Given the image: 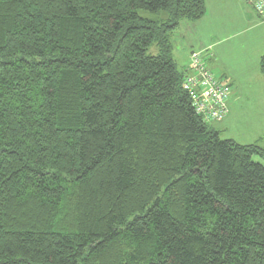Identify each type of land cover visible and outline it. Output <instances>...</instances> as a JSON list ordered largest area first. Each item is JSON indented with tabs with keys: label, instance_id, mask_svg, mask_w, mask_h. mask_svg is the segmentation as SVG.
Masks as SVG:
<instances>
[{
	"label": "trees",
	"instance_id": "obj_1",
	"mask_svg": "<svg viewBox=\"0 0 264 264\" xmlns=\"http://www.w3.org/2000/svg\"><path fill=\"white\" fill-rule=\"evenodd\" d=\"M205 13L0 0V264H264V147L222 139L173 56Z\"/></svg>",
	"mask_w": 264,
	"mask_h": 264
},
{
	"label": "rangeland",
	"instance_id": "obj_2",
	"mask_svg": "<svg viewBox=\"0 0 264 264\" xmlns=\"http://www.w3.org/2000/svg\"><path fill=\"white\" fill-rule=\"evenodd\" d=\"M140 15L154 20L158 17L147 11H140ZM220 23H223L222 18L210 11V16L203 24L207 31L203 32L201 25L199 26L200 38H203L207 45L214 43L212 47L205 49L192 43L195 42L197 34L186 35L182 29H178L180 35L173 39L176 63L180 70H185L190 65L191 53L198 52L217 78L222 79L224 74L235 76L236 81L232 80L234 83L227 85L231 95L229 114L224 120L211 124L220 131L222 139L232 138L242 144L260 139V145L264 146V73L260 65L258 32L239 27L233 36L222 38L212 31V28H218ZM231 44L236 46V49L234 53L229 54L227 48ZM148 53L157 55V46L152 45ZM254 159L261 161L260 157Z\"/></svg>",
	"mask_w": 264,
	"mask_h": 264
},
{
	"label": "crops",
	"instance_id": "obj_3",
	"mask_svg": "<svg viewBox=\"0 0 264 264\" xmlns=\"http://www.w3.org/2000/svg\"><path fill=\"white\" fill-rule=\"evenodd\" d=\"M205 3H206V13L200 20L193 22L183 21L178 29H182L183 33H185L186 35L197 34V36H195L196 37L194 40L195 42L192 43L199 44L200 47H203L204 49L207 47H212L214 43L207 45L208 43L203 41V38H200L201 35H200L199 26L201 25L200 28H202V31L206 32L207 29L203 25L204 21H206L207 17L210 16V11L214 12L217 14L218 17L222 18L223 23H220L218 25V28L213 27L212 31L216 33L218 36L220 37L222 36V38L223 37L229 38L233 36L237 32L239 27L242 28L243 30L246 27L248 29L255 30V32H258L259 46L261 52L260 60H261V57L264 54V22L262 18L258 15V13L255 11L253 5L246 0H205ZM178 29L174 34L175 39L177 36L180 35ZM235 49L236 46L234 47L232 44L228 45L227 50L229 54L234 53ZM173 56L175 59L174 51H173ZM186 69L188 68H185V70ZM221 78L227 82L228 86H230L231 83H234L232 82V80L236 81L237 79L235 76L229 74H224ZM230 96L231 95H229V97ZM228 106H229V99H228ZM259 142L260 139L253 143H259Z\"/></svg>",
	"mask_w": 264,
	"mask_h": 264
},
{
	"label": "built area",
	"instance_id": "obj_4",
	"mask_svg": "<svg viewBox=\"0 0 264 264\" xmlns=\"http://www.w3.org/2000/svg\"><path fill=\"white\" fill-rule=\"evenodd\" d=\"M255 11L264 22V0H250ZM195 112L208 123L220 122L229 114V89L227 83L217 78L201 58L193 52L184 80Z\"/></svg>",
	"mask_w": 264,
	"mask_h": 264
}]
</instances>
